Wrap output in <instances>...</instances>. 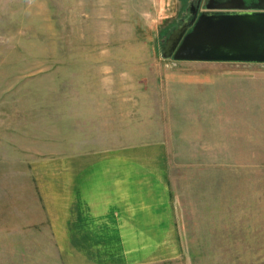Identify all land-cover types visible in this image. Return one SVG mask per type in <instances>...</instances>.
<instances>
[{
	"label": "rangeland",
	"instance_id": "374dc122",
	"mask_svg": "<svg viewBox=\"0 0 264 264\" xmlns=\"http://www.w3.org/2000/svg\"><path fill=\"white\" fill-rule=\"evenodd\" d=\"M191 1L0 0V238L48 236L18 229L30 170L72 148L77 111L111 109L117 136L169 144L166 264H264V65L168 58Z\"/></svg>",
	"mask_w": 264,
	"mask_h": 264
},
{
	"label": "crops",
	"instance_id": "0c3cea01",
	"mask_svg": "<svg viewBox=\"0 0 264 264\" xmlns=\"http://www.w3.org/2000/svg\"><path fill=\"white\" fill-rule=\"evenodd\" d=\"M76 128L69 151L30 170L39 210L18 229L48 236L0 238V264L179 261L169 144L117 136L111 109L77 111Z\"/></svg>",
	"mask_w": 264,
	"mask_h": 264
},
{
	"label": "water",
	"instance_id": "95a60500",
	"mask_svg": "<svg viewBox=\"0 0 264 264\" xmlns=\"http://www.w3.org/2000/svg\"><path fill=\"white\" fill-rule=\"evenodd\" d=\"M243 4L244 0H227L207 7L186 33V28H178L169 35L168 58L175 63L264 65V0H255L251 11Z\"/></svg>",
	"mask_w": 264,
	"mask_h": 264
},
{
	"label": "flooded vegetation",
	"instance_id": "af4514ba",
	"mask_svg": "<svg viewBox=\"0 0 264 264\" xmlns=\"http://www.w3.org/2000/svg\"><path fill=\"white\" fill-rule=\"evenodd\" d=\"M188 1V0H187ZM194 1V0H193ZM191 1V2H193ZM196 2L191 5H189L188 13L186 17L183 18L182 24L177 26L176 28H183L185 30V33L190 29L192 22L203 12H208L207 7H218L227 0H195ZM255 6V0H244L243 8L246 11L255 10L253 9ZM215 12V11H210ZM222 12V11H217ZM173 32V31H172ZM170 35V34H169ZM168 35V37H169ZM167 37V38H168Z\"/></svg>",
	"mask_w": 264,
	"mask_h": 264
},
{
	"label": "trees",
	"instance_id": "16d2710c",
	"mask_svg": "<svg viewBox=\"0 0 264 264\" xmlns=\"http://www.w3.org/2000/svg\"><path fill=\"white\" fill-rule=\"evenodd\" d=\"M184 1V0H183ZM186 1V0H185Z\"/></svg>",
	"mask_w": 264,
	"mask_h": 264
}]
</instances>
